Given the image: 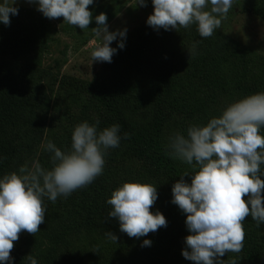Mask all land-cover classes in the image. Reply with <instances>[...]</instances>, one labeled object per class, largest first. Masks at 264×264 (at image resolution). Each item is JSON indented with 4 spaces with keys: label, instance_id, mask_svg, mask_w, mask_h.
<instances>
[{
    "label": "rangeland",
    "instance_id": "374dc122",
    "mask_svg": "<svg viewBox=\"0 0 264 264\" xmlns=\"http://www.w3.org/2000/svg\"><path fill=\"white\" fill-rule=\"evenodd\" d=\"M146 3L145 7L137 4V0H95L89 10L93 17L105 13L110 32L127 29L126 39L137 43L142 32L152 29L146 21L154 7L151 0ZM256 3L257 0H235L227 19L208 38L200 37L195 24L166 31L165 57L171 62L176 92L181 94L180 107L175 110L164 98L167 119L163 136L167 144L175 133L186 135L190 126L206 125L229 105L247 97L226 93L225 85L242 83L252 86L257 93L264 92V19L253 12ZM14 6L19 8V14L10 16V25L0 23V95L3 82L16 78L14 100L27 95L37 106L30 113L22 114L33 121L31 130H12L22 151L15 166L17 173L21 166L35 160L45 168H52L53 154L45 150V145L52 141L62 151L70 150L72 132L82 122L95 124L99 120L100 130L116 124L84 91L88 82L114 93L119 114L130 126L142 129L155 121L159 97L154 75L156 66L151 59L133 66L118 62L114 55L111 63H92L91 53L100 43L93 32L98 26L94 18L87 29L81 30L64 22L63 17H44L37 5L25 0H17ZM34 23L44 25L42 47L27 51L3 49L6 38L15 46L12 39L26 37L28 32L24 29ZM117 43L114 41L111 47ZM194 44L196 51L192 54ZM34 121L39 125L35 126ZM105 160L103 174L91 184L110 192L126 182L138 181L156 186L157 191L161 190L172 201L173 185L185 173L194 174L192 165L179 160L180 177L147 180L143 165L129 157L121 144L119 148L109 149ZM184 180L191 183V175ZM57 206V201L52 202L51 209H58L59 221L32 237H40L44 247H48L52 236L69 233L70 244L56 247L58 264H194L182 255L185 238L191 234L186 227V214L172 202L169 207L158 210L166 217L167 227L141 238L121 232L119 222L99 223L94 231L86 224L85 212ZM74 224L80 227L72 233ZM106 232L115 234L117 242L107 239ZM27 236L21 234L20 245L24 246ZM160 237L164 243H159ZM251 238L264 255V224L258 227L253 220ZM144 239H150L152 245L142 246ZM221 259L224 264H231L234 259L237 264H247L240 252L226 253Z\"/></svg>",
    "mask_w": 264,
    "mask_h": 264
},
{
    "label": "clouds",
    "instance_id": "9594fccd",
    "mask_svg": "<svg viewBox=\"0 0 264 264\" xmlns=\"http://www.w3.org/2000/svg\"><path fill=\"white\" fill-rule=\"evenodd\" d=\"M37 5L44 17L87 29H93L100 43L91 53L92 63H111L118 49L125 48L127 29L109 31L108 17H93L89 5L95 0H25ZM154 12L146 23L154 30H177L195 24L202 38L213 36L227 19L235 0H151ZM17 0H0V23L10 25V16L19 14ZM147 6L146 0H137ZM119 38V40H118ZM118 41L117 47H111ZM196 45L192 47L195 54ZM87 121L75 126L71 148L62 151L52 141L45 150L52 153V168L39 160L21 166L17 172L0 177V264H14L10 255L19 234L35 235L45 223V198L53 203L67 198L74 191L90 185L105 168L109 149L119 148L121 126L113 124L99 129ZM264 92L247 96L229 105L219 117L206 125H192L186 135L180 132L169 137L168 155L193 166L194 174L185 173L173 185L172 203L186 214L185 259L194 264H224L226 253H239L243 248V222L251 216L259 227L264 224ZM124 139L129 138L124 133ZM191 175V183L184 180ZM247 197V200L244 197ZM158 199L157 187L142 182H126L107 200L112 207L109 216L118 220L120 231L132 238L148 236L167 227L166 217L150 211ZM107 239L118 237L106 232ZM152 241L144 239L142 246ZM30 264H39L31 254ZM231 264H237L232 260Z\"/></svg>",
    "mask_w": 264,
    "mask_h": 264
},
{
    "label": "trees",
    "instance_id": "16d2710c",
    "mask_svg": "<svg viewBox=\"0 0 264 264\" xmlns=\"http://www.w3.org/2000/svg\"><path fill=\"white\" fill-rule=\"evenodd\" d=\"M253 12L264 19V0H257ZM27 14L35 15L32 12ZM43 26L34 23L25 28L24 31L25 33L28 32V35L22 37L20 40L13 38L12 41H15V46L6 38L3 49L27 51L42 47V38L44 36ZM165 37L166 30H154L152 28L141 33V43L140 41L135 43L126 39L125 48L122 50L118 49L116 54V59L120 63L138 66L143 60L149 58L154 62L153 65L156 66L154 75L158 82V115L150 126L142 129L130 126L119 114L114 93L109 92L104 86H97L88 82L84 88V91L98 105L99 110L121 126V145L125 147V151L129 157L143 165L145 173L148 174L147 180H171L181 175L178 166L179 160L173 159L168 155L167 143L163 136V128L167 119L163 106L164 100L166 99L169 106L175 110V108L180 107L179 101L181 96L180 93L176 92L175 78L170 70L171 62L167 61V57H165ZM16 85V78H8L3 82V89L0 95V177L16 172L15 166L22 151L21 147L15 142V134H13L12 130H31L33 121L31 119H25L22 114L30 113L37 107L34 104L33 98L26 94L24 96L25 98H17L14 100ZM223 89L226 93L228 92L230 95L237 96H250L257 93L252 86L242 83L231 86L225 85ZM34 124L35 126L39 125L37 121H34ZM124 133L129 134L128 139L123 138ZM262 172H264V168H262ZM106 190L105 188L90 184L74 191L67 198L59 197L57 199V208L65 210L70 208L74 212H85L86 224L95 231L99 223L118 222L117 219L108 215L112 207L107 204V200L111 198L112 192ZM244 199L247 200V197L245 196ZM51 204L52 201L45 198L44 205L47 212L45 215V223L39 226L40 230L44 229L45 226L52 227L59 221L58 209H51ZM170 204L169 196L159 190L158 199L150 208V211L155 213L161 208L169 207ZM79 227L74 224L70 232H76ZM243 227L245 240L240 253L244 255L247 264H264V255L251 238L253 230V219L251 216L243 222ZM22 233L28 235L24 246L19 244V240L15 241L10 253L14 259V264H30L28 260V255L30 254L38 260L39 264H58V251L56 247L63 243L70 244L67 240L69 238L67 236L69 233L67 232H65L64 236H52L50 239L51 244L48 247L47 245L44 247V243L39 239L40 237L38 239L32 237L39 235H33L27 231H23L19 234V237ZM39 234L42 235V233ZM164 241L160 237L159 243H164Z\"/></svg>",
    "mask_w": 264,
    "mask_h": 264
}]
</instances>
